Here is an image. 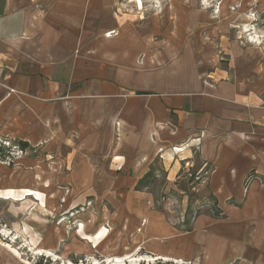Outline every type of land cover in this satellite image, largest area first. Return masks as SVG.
Wrapping results in <instances>:
<instances>
[{"label":"crops","instance_id":"0c3cea01","mask_svg":"<svg viewBox=\"0 0 264 264\" xmlns=\"http://www.w3.org/2000/svg\"><path fill=\"white\" fill-rule=\"evenodd\" d=\"M177 1L137 18L118 0H0V137L61 162L73 190L110 194L122 247L160 264H264V50L210 18L196 57L197 11ZM194 156L220 216L185 231L136 185L148 172L170 184Z\"/></svg>","mask_w":264,"mask_h":264},{"label":"rangeland","instance_id":"374dc122","mask_svg":"<svg viewBox=\"0 0 264 264\" xmlns=\"http://www.w3.org/2000/svg\"><path fill=\"white\" fill-rule=\"evenodd\" d=\"M179 1L198 14L199 39L193 46L196 57L206 50L204 40L210 18L221 20L231 39L264 50V0ZM176 2L138 0L137 4L134 0H118L117 4L125 14L147 18L159 12L164 14ZM165 20L166 31L170 23ZM219 51L220 62H225ZM0 145L12 148L7 152L0 149V248L6 251L7 258H13L12 263L160 264L140 249L122 247L124 234L115 232L106 219L111 214L106 206L111 201L110 194L73 190L66 180L65 168L53 167L61 162L42 156L40 148L29 146L21 152L16 141L3 137ZM194 159L192 167L188 163L183 165L184 175L172 183L159 172L141 186L153 196L155 209H161L165 201L173 203V213L182 228L199 215L215 217L219 211L214 197L203 187L204 175L197 170L201 163L195 156ZM104 184L108 185V180ZM136 188L141 189L138 183Z\"/></svg>","mask_w":264,"mask_h":264},{"label":"trees","instance_id":"16d2710c","mask_svg":"<svg viewBox=\"0 0 264 264\" xmlns=\"http://www.w3.org/2000/svg\"><path fill=\"white\" fill-rule=\"evenodd\" d=\"M0 147H1L0 149L2 151H4V152H7L10 149H12L10 147H6L5 148V146H2V145H0ZM28 147H29V145L26 142H23V141H18L17 142V149L19 151H21V152H24ZM152 177H153V175L150 172H148L142 179L139 180V182H138L139 187L141 188V186L143 185L144 181L147 180V179H150ZM214 205L217 206L216 200L214 202ZM219 216H220V211H217V214L215 215V217H219ZM183 230L190 231L191 230V224H189L188 227L183 228Z\"/></svg>","mask_w":264,"mask_h":264},{"label":"bare ground","instance_id":"6f19581e","mask_svg":"<svg viewBox=\"0 0 264 264\" xmlns=\"http://www.w3.org/2000/svg\"><path fill=\"white\" fill-rule=\"evenodd\" d=\"M134 3H137L138 4V0H134ZM253 38V37H252ZM257 39V38H256Z\"/></svg>","mask_w":264,"mask_h":264},{"label":"built area","instance_id":"2783aa9c","mask_svg":"<svg viewBox=\"0 0 264 264\" xmlns=\"http://www.w3.org/2000/svg\"><path fill=\"white\" fill-rule=\"evenodd\" d=\"M7 145V143H5Z\"/></svg>","mask_w":264,"mask_h":264}]
</instances>
